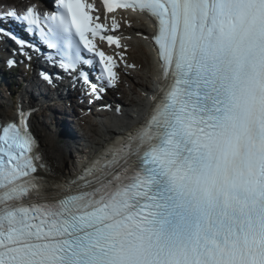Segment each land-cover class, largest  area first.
<instances>
[{
  "label": "snow or ice",
  "instance_id": "1",
  "mask_svg": "<svg viewBox=\"0 0 264 264\" xmlns=\"http://www.w3.org/2000/svg\"><path fill=\"white\" fill-rule=\"evenodd\" d=\"M102 2L155 21L163 82L142 122L63 180L39 155L33 110L0 122V264H264V0ZM96 11L59 0L22 18L86 83L98 58L102 93L119 77L95 41L122 45Z\"/></svg>",
  "mask_w": 264,
  "mask_h": 264
},
{
  "label": "bare ground",
  "instance_id": "2",
  "mask_svg": "<svg viewBox=\"0 0 264 264\" xmlns=\"http://www.w3.org/2000/svg\"><path fill=\"white\" fill-rule=\"evenodd\" d=\"M17 1H18V5H20L19 2H21V0H17ZM113 16L116 18L117 21H118L119 16H125L127 18V22L130 24V27L128 29L127 28L117 29V34L119 35V39L122 45V47L120 48V52L122 54L123 53L126 54L127 49H124V48L127 47V45L130 44V47H131L134 43H137V44L140 43L141 39L144 40L146 42L145 46L147 47L150 53L149 54L150 63L148 66V70L150 73L149 79L153 81L154 83L158 84V81H159L158 64L154 59V56H155L154 50L152 46L147 42L152 31H149L146 28H141L140 23L137 19L133 18L132 16L123 14L120 11L109 14V16H101V19L104 20V22L107 25H111V20ZM105 17H107V19H105ZM132 25H135V26L131 28ZM135 48L139 50L138 49L139 47L137 45L135 46ZM111 50L112 49H110V53L113 55ZM127 64H133V62H131V60L128 59ZM97 79H100L98 74H97ZM32 82H33V79H32ZM138 85L142 87V90L146 96H149L150 94L154 95V92H152L150 87H148L147 85H142V84H138ZM67 91L68 92L71 91L69 86L67 87ZM147 99L144 98L142 100H138V99L130 100L131 102L130 106H133L136 109L129 111L127 109V106L125 105L124 113L120 111L121 114L123 113V116L121 118L115 117L113 116V113H111L108 116H106V119L104 120L95 119L94 124H92V122L91 123L87 122L86 124L88 126H86V128L88 129L89 132L92 131V134H94L95 137L93 140H90L89 138L90 135H87L85 133L81 134L79 139L81 142H84L85 150L84 149L79 150L77 147H74L75 152L77 153V157L74 160L67 152H65L62 149L63 145H58L57 140L51 139V136L54 135L52 134L53 132L52 128L55 127L54 123H50L52 121L51 118L55 115V112H56V115L58 116L60 115V112L55 107L53 109H51V107H39V105L33 101L28 102L31 105L26 106L25 100H24V103L22 104H23L24 109L25 108L28 109L31 107H37L39 108L38 111L48 110L51 112V116H50L51 121H48L45 118H39L36 115V112L38 111L35 112L33 110L31 112L30 119H29V127H30L31 133L36 139L38 152H39V155L42 156L43 162L48 165L49 169H51L52 172L58 174V178L60 180H63L65 177H68V176L74 177L85 166V164L96 155V153L100 150V148L112 138L114 134L123 133L126 130L142 122L145 116L148 114V111L150 108V101ZM47 100L49 104H53L51 97H49ZM120 101H121L120 98H118L117 103L119 105L123 103ZM106 103L110 104L111 102L109 101ZM11 110H13L11 114H8V113L5 114L3 111L0 110V122H6V121L13 120L14 118H17V111H15V108H11ZM59 120H60L59 122L57 120L58 123L56 126L60 127V132L63 134V138L59 137L58 135L59 132L56 130V128H55L56 130L55 136L57 137L58 142L60 140V141H65L66 143H68L70 142V139H72L71 133L66 128V126L63 124L62 120L61 119ZM51 124L54 126L51 127L50 126ZM94 127H97L98 129ZM97 130L99 131L97 132ZM84 131L85 130H83V132ZM72 144H73L72 147L75 145L77 146L79 144V140L78 139L73 140ZM65 147L70 149L69 145H66ZM70 162H72V164H70Z\"/></svg>",
  "mask_w": 264,
  "mask_h": 264
},
{
  "label": "rangeland",
  "instance_id": "3",
  "mask_svg": "<svg viewBox=\"0 0 264 264\" xmlns=\"http://www.w3.org/2000/svg\"><path fill=\"white\" fill-rule=\"evenodd\" d=\"M17 2V3H16ZM23 1L21 0V2H19V4H21ZM0 3H4V4H12L14 5L15 3L18 4L17 0H0ZM136 24V23H135ZM123 25L125 26V28H129V25L126 22H123ZM135 26V25H134ZM141 43V44H140ZM140 43H134L131 47L130 44L127 45V47H125L124 49L126 50V55L125 53H123V59H121L120 57V52H117V56L119 57L120 61H121V89L119 92H123L125 94L124 96V103L127 106V109L129 111H131L132 109H136L133 106H130L131 102L130 100L132 99H138V100H142L145 98L144 93L142 92V87L138 84H142V85H147L148 87L150 86V73L148 70V66L150 63V58H149V51L147 49V47L144 45V43L141 41ZM137 45L139 48V50H137L135 48V46ZM134 47V49H133ZM128 59L131 60V62H133V64H127L128 63ZM141 62V63H140ZM126 65H134V67H127ZM36 82V81H33ZM33 82H31L30 84L32 85ZM139 82V83H138ZM19 91V89H18ZM123 99V98H122ZM14 100H15V96H13L12 94H10L9 92H7V86L5 85V83L2 81H0V110L3 111L5 114H11L13 110H11V108H14ZM129 104V105H128ZM36 115L39 118H45L48 121H51L50 123H54L55 127L52 128L53 132L52 134H54L53 136H51V139L57 140V144L58 145H63V150L65 152H67L72 159H76L77 157V153L75 152V148L77 147L79 150L80 149H84L85 144L84 142L80 141V136L81 134L85 133L87 135H90V140L94 139V134H92V131L89 132L88 129L86 128L87 125L83 126V129L85 130L84 132L82 131L81 134H79V136L76 137V139L79 140V144L76 146L72 147V141L75 140L74 138L70 139V142L66 143L65 141H60L58 142L57 137L55 136L56 134V130L59 132L58 135L60 138H63V134L60 132V127L56 126L57 123L60 121L56 115L51 118L50 120V116H51V112L48 110H40L38 112H36ZM58 120V122H57ZM47 121V122H48ZM92 124H94V120H91ZM54 125H50L51 127ZM106 126V124H105ZM56 128V130H55ZM97 128V127H94ZM98 129V128H97ZM55 130V131H54ZM99 130H97L98 132ZM70 132V131H69ZM86 136V135H85ZM72 137V136H71ZM66 145H69L68 149L67 147H65ZM85 150V149H84ZM70 164H72V162H70Z\"/></svg>",
  "mask_w": 264,
  "mask_h": 264
}]
</instances>
